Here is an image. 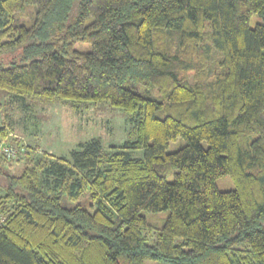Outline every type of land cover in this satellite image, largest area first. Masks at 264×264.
<instances>
[{
  "label": "trees",
  "instance_id": "trees-1",
  "mask_svg": "<svg viewBox=\"0 0 264 264\" xmlns=\"http://www.w3.org/2000/svg\"><path fill=\"white\" fill-rule=\"evenodd\" d=\"M0 57L1 92L107 103L137 136L0 152L24 156L0 166V264H264V0H0Z\"/></svg>",
  "mask_w": 264,
  "mask_h": 264
},
{
  "label": "rangeland",
  "instance_id": "rangeland-1",
  "mask_svg": "<svg viewBox=\"0 0 264 264\" xmlns=\"http://www.w3.org/2000/svg\"><path fill=\"white\" fill-rule=\"evenodd\" d=\"M256 16L252 18L251 26L261 21ZM84 47L88 49L89 45L85 44ZM77 48L83 49V46L77 44ZM213 57L217 58L218 54ZM3 59L0 57V64L3 66L9 65L13 60L12 57H8L7 61H3ZM80 104L83 105L77 111L65 100L45 103L38 99L27 98V103H24V101L0 91V127H5L9 131L6 140L0 143V148L9 145L17 149L18 146H22L26 148V152H31L33 156L47 153L53 157H68L71 150L78 148L79 144L90 139H99L103 148L107 150L111 146H119L124 141L134 140L137 137L136 133L132 132L131 123L123 111L103 102H82ZM183 142L182 137L171 141L168 151H174ZM22 151L18 154H22ZM142 154V149L131 151L132 156L138 157ZM20 158L19 163L11 161V165H9V163L2 162L0 157V166L3 172L20 173L24 156ZM172 179L173 176L168 177V180ZM3 181V177L0 175V190L3 187ZM216 184L220 190L234 188L228 175L219 177ZM143 215L149 224V227L143 230V235L149 243H152L156 232L167 218L168 211H144ZM176 241L179 242L180 239L176 238ZM144 264L156 263L146 260Z\"/></svg>",
  "mask_w": 264,
  "mask_h": 264
},
{
  "label": "built area",
  "instance_id": "built-area-1",
  "mask_svg": "<svg viewBox=\"0 0 264 264\" xmlns=\"http://www.w3.org/2000/svg\"><path fill=\"white\" fill-rule=\"evenodd\" d=\"M0 152L4 153L6 156H14L16 154V150L9 145L0 148Z\"/></svg>",
  "mask_w": 264,
  "mask_h": 264
}]
</instances>
